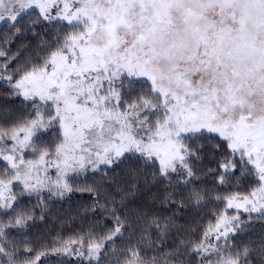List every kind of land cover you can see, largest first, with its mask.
<instances>
[{"label":"snow or ice","instance_id":"1","mask_svg":"<svg viewBox=\"0 0 264 264\" xmlns=\"http://www.w3.org/2000/svg\"><path fill=\"white\" fill-rule=\"evenodd\" d=\"M0 99V264H264V0H0Z\"/></svg>","mask_w":264,"mask_h":264},{"label":"trees","instance_id":"2","mask_svg":"<svg viewBox=\"0 0 264 264\" xmlns=\"http://www.w3.org/2000/svg\"><path fill=\"white\" fill-rule=\"evenodd\" d=\"M2 103L3 100L0 99V104ZM11 106L12 105H10V107ZM203 179L207 178L205 177ZM209 184H211V181H209ZM247 190V188L241 189V191ZM88 203H90V201H88L87 197L80 199L79 196H76L70 201L57 205L55 213L47 220L42 221L37 219L35 226L27 230L26 234L13 230L14 235L10 237V239L15 240L17 243L28 240L36 247H39L42 244H48L54 240L62 239L64 241H69L75 239L81 231L87 232L89 228H95L99 231V229L105 227L106 224L111 223V221L107 219L97 223L95 220L91 219V214H89V218L87 219L82 216H77V209L86 206ZM215 211L217 210L209 207L198 216H195L194 219L190 218L188 220L189 226L197 229L196 232L191 233L193 236H198L200 228L214 219L213 213ZM84 264H87V262H84Z\"/></svg>","mask_w":264,"mask_h":264},{"label":"rangeland","instance_id":"3","mask_svg":"<svg viewBox=\"0 0 264 264\" xmlns=\"http://www.w3.org/2000/svg\"><path fill=\"white\" fill-rule=\"evenodd\" d=\"M229 212H232V211H235V210H233V209H229L228 210ZM73 246H75V245H73ZM68 259H72V260H75V259H77L76 257H67ZM86 262V261H85Z\"/></svg>","mask_w":264,"mask_h":264}]
</instances>
